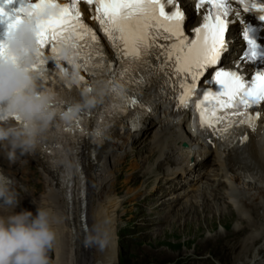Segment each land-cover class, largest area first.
I'll return each mask as SVG.
<instances>
[{"label": "snow or ice", "instance_id": "1", "mask_svg": "<svg viewBox=\"0 0 264 264\" xmlns=\"http://www.w3.org/2000/svg\"><path fill=\"white\" fill-rule=\"evenodd\" d=\"M80 2L81 0H71L70 3L58 0L22 2L16 10L19 14L14 16L0 6V18L7 22L6 34L22 20L33 24L37 38V60L32 68L39 74V80L50 78L51 73L56 70L60 76L65 72L67 67L61 65L45 67L48 63L45 49L50 48L52 53L58 55L66 41L73 45L75 58L79 54L83 55L79 66L85 70L90 67L93 69V79L97 75L94 69L105 72L111 70L110 61L107 68L103 63L105 57L98 45L96 33L82 18L78 7ZM232 2L233 0H198V7L207 4L209 10L204 15L203 23L194 29L195 38L189 40L184 34L185 13L176 0H85L88 6H94V19L116 51L117 67L113 75L124 77L133 71L132 65L145 64V58L149 57H163L165 61H171L173 74L180 78L177 102L182 108L191 107L196 113V125L200 134L206 140L209 136L219 137L222 147L230 145L231 138L238 133L244 140L247 139L240 126L246 125L254 130L255 121L260 114L250 113L248 109L264 102V70L255 72L248 80L239 71L228 70L223 66L215 67L220 64L222 53L227 50L226 33L232 23L228 17L230 14L240 16L239 11L234 12ZM236 2L246 12L260 13L257 20L264 22V0ZM257 31L251 23L242 29V42L246 49L243 55L250 61H264V47L261 46L264 39L257 42L253 35ZM158 38L172 43L165 46L157 42ZM78 49L79 53L76 51ZM157 49L163 51L157 54ZM7 52L5 39H0V55H6ZM97 55L100 56V61L94 63ZM259 67L264 68V64ZM209 69L211 71L208 72L206 80L214 83L216 90L201 88L197 93V82ZM189 80L191 83H188ZM112 90L116 91L115 86ZM135 94L137 93L133 92ZM127 102L130 107L137 103L131 96ZM76 131L78 134L84 133L78 120ZM76 179L79 180V177Z\"/></svg>", "mask_w": 264, "mask_h": 264}, {"label": "bare ground", "instance_id": "2", "mask_svg": "<svg viewBox=\"0 0 264 264\" xmlns=\"http://www.w3.org/2000/svg\"><path fill=\"white\" fill-rule=\"evenodd\" d=\"M155 117L158 116L156 115ZM160 119L145 121L144 128L139 132H131L125 127H117L108 134L106 142L101 145L96 144L93 146L89 139L84 143L81 153V162L84 165L88 185L86 197L87 223L89 228L98 222L105 225L107 230V240L103 247L91 246L90 248V246H88L86 248L80 245L81 238L79 236V232L81 231L79 230L78 224L80 221L81 201L77 197L69 200L67 197V183L65 181V175L60 174L54 163L43 158L41 151L35 149L29 155L26 154L18 156V159H22V164H18V159L15 162H9L2 154H0V160L3 163V165L0 166V173L12 181L13 186H15V182L18 181L17 172H24V167L27 163L29 165L28 167H32V169L34 167L41 169L43 177L42 182L44 183L45 188L44 192L40 194L34 191L30 196L26 197L25 195L26 200L23 202L24 204L22 203V200L19 202L15 210L17 212L25 210L23 206L26 205H29L35 211H37L38 207L47 208L59 221L54 224L57 231V241L54 245V264L117 263L118 210L121 209L123 200L120 196H118L119 194L117 193V190H113L109 186V182L115 170L119 169V167L117 168V166L112 165L111 160L119 159L121 163L119 162L118 165L121 168L125 166L126 170L132 172L133 177H136V174H139V177L136 178H146L150 176L153 171L160 169L161 166L163 168L166 164L179 165L182 163L184 158L181 157V154L175 150H178L177 142H181L182 137L179 136L177 139L174 137L173 133L172 140L166 139L162 134L167 133L165 132V129L170 127L165 126V122L162 121L163 119ZM173 128L176 130L175 126ZM152 129L155 130L154 137L156 138L157 144H161L158 145L157 148L152 149L149 147L150 144L148 142V146H146V148L149 147L150 149L145 152L146 154L144 153L145 155L143 157L147 156L146 161L157 159V161H154L157 162V164L149 166L148 168L150 170L145 169L144 164L146 161L143 162L140 160L139 163L131 164L130 166L125 165V159L122 161V158L123 154L127 151V146L129 144H137V139L140 137L138 135H142L145 132H147V134H151ZM151 137H153L152 134ZM142 142L143 144L147 143V141ZM260 142H262V144L259 146V151L264 157V141L261 140ZM118 151L121 152L120 155L116 157ZM92 152H94L95 158H92ZM183 152L185 153V151ZM164 156L166 162L162 160ZM233 157L234 156H232L231 159ZM60 158L61 161L66 160L65 156H61ZM70 161L71 160H69V162ZM219 164L222 165L220 162ZM64 166L67 167V164H63V167ZM253 167L264 171V165L259 164L258 162H255ZM221 169L224 172L222 167ZM178 171L184 172L181 168L175 169V172L173 169L172 174L178 173ZM65 172L66 169H63V173ZM173 177L176 178L175 176ZM129 181L130 180H128V182ZM132 181L137 182L138 180L132 179ZM171 182L174 190H178L183 187V185L176 181L171 180ZM16 184H18V182ZM133 191L134 189H130L128 193ZM166 191L167 190L165 189L158 199L160 200L159 203L161 205H165L168 202L165 198ZM74 192L76 191L74 190ZM19 194H23V192L20 191ZM199 195L201 196V200L198 199ZM242 197H245V199L242 200ZM194 199H197L196 201L199 203V208H194ZM248 199L249 202L247 201ZM188 201L190 203L193 202L194 204L191 203L189 205L187 204ZM250 202L255 203L257 206L251 205ZM185 203L186 206H183V211H181L178 215L179 220L182 217H186L188 213H194L193 215L195 218L190 222L194 224L202 219L205 227H215V216L210 218L204 216L206 212L211 213L214 211L216 212V216L220 217V221L229 227L228 229L230 230H228V233L236 234L238 232L237 235H240V233L244 230L249 231L247 232V236L243 238V241L240 242L237 251L235 252V254L239 252L236 256L238 259L247 254L251 245L264 237V221L258 225L245 223L247 218L256 219L260 217L261 215L258 211L261 207L264 209V183L262 182L259 184L253 181L249 182L227 178L226 181L223 180L216 189L208 186L199 191H195L192 195H190V197L188 196L186 198ZM185 203L183 205H185ZM203 216L205 217L204 219L202 218ZM262 216L264 217V214ZM235 220L237 221V224L235 228L232 229L230 225ZM75 235L78 236L76 240L74 239ZM223 236L225 235L220 233L217 234L215 238L219 239ZM222 247H224V245ZM191 264L193 263L191 262Z\"/></svg>", "mask_w": 264, "mask_h": 264}, {"label": "clouds", "instance_id": "3", "mask_svg": "<svg viewBox=\"0 0 264 264\" xmlns=\"http://www.w3.org/2000/svg\"><path fill=\"white\" fill-rule=\"evenodd\" d=\"M36 40L33 24L22 20L6 34L8 52L0 55V154L9 162L33 152L39 137L58 114L71 122L82 110L99 102V97L92 94L93 89L85 87L80 101L58 113L53 103L55 94L41 90L39 74L32 68L37 60ZM74 52L71 42L66 41L59 54L51 52L48 59L58 65L67 62L69 68L62 78L79 84L83 77ZM113 87L105 82L101 92L111 91ZM19 195L13 182L0 174V264H51L49 253L57 241L54 224L59 221L47 208L38 207L35 214L26 209L17 212ZM106 240L103 223L86 230L87 246L103 247Z\"/></svg>", "mask_w": 264, "mask_h": 264}, {"label": "rangeland", "instance_id": "4", "mask_svg": "<svg viewBox=\"0 0 264 264\" xmlns=\"http://www.w3.org/2000/svg\"><path fill=\"white\" fill-rule=\"evenodd\" d=\"M146 134L147 132L137 139L136 148H133L132 145L128 146L122 158V161L125 159V165L130 166L131 164L139 163L140 160L143 162L147 160V156H143L150 148H146V146H148V142L152 146L154 139L153 137L151 138V134ZM142 141H147V143L143 144ZM134 152L135 157L133 156ZM127 153L130 154L127 155ZM154 161H157V159L146 161L144 164L145 169L150 170L149 166L156 165L157 162ZM119 162L121 163L119 159L111 160L112 165L119 167V169L115 170L109 182L111 189L117 190L118 196L123 200L122 207L118 210V259L116 264H191V262L199 264L201 261L202 263L209 262V260L212 261V258L207 259L211 256L223 264H237L239 259L236 256L239 252L236 254L235 252L240 242L247 236L248 230L242 231L240 235H237L238 232L236 234L228 233L229 227L220 221V217L216 216L214 211L211 213L206 212L204 216L207 218L215 216V227H205L202 219H198L199 222L193 224L190 221L194 220V213H188L186 217H182L179 220L178 215L183 211V206H186L185 200L188 196L178 201V204L175 203L177 205H174L173 209L162 210L161 206H159L161 205L159 203L160 200H157L159 207H156L154 199L152 201H146L145 199L148 197L151 188H153L156 178L153 179L154 181L152 180L153 184L149 186V182L153 178L152 174V176L150 175L146 178H136L139 177V174L133 177L132 172L126 170L125 166L121 168L118 165ZM18 164H22V159H18ZM28 166L27 163L24 167V172H17L18 181L14 184L15 189L19 193L20 191L23 192V194L19 195L20 202L23 200L22 203L26 200L25 195L26 197L30 196L34 191L41 194L45 190L41 169L36 167L32 169V167ZM160 169H162V166ZM162 172L165 174V178L169 176L166 170ZM127 179L130 181L128 182ZM132 179L138 181L135 182ZM17 182L18 184H16ZM162 187L164 188L163 184ZM130 189H134V191L128 193ZM136 192L137 197L134 196ZM159 197L160 195L158 199ZM200 197L199 195L198 199L201 200ZM196 200L194 199L195 204L191 203L194 204V208H199V203ZM184 203L185 205H183ZM191 203L187 202L189 205ZM23 207L32 211L33 214L36 212L29 205ZM204 216L202 217L203 219L205 218ZM245 223L248 224L249 220H246ZM236 224L237 221L235 220L230 225L232 229L235 228ZM251 224L258 225L253 224V221H251ZM220 233L225 236L216 239V235ZM223 245L224 247H222ZM49 257L51 264H54V247L50 251Z\"/></svg>", "mask_w": 264, "mask_h": 264}]
</instances>
